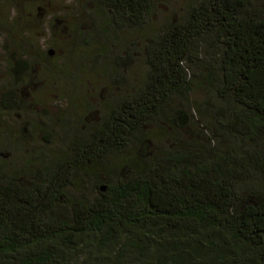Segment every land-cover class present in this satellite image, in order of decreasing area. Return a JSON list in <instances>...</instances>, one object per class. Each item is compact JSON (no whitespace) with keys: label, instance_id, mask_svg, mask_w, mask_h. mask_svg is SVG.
I'll return each mask as SVG.
<instances>
[{"label":"trees","instance_id":"trees-1","mask_svg":"<svg viewBox=\"0 0 264 264\" xmlns=\"http://www.w3.org/2000/svg\"><path fill=\"white\" fill-rule=\"evenodd\" d=\"M95 1L77 29L84 44L144 32L156 10V0ZM188 1L150 39L133 92L120 71L131 53L115 56L121 93L99 121L44 127L88 129L67 154L16 169L11 145H0V264H264V4ZM28 44L10 52L14 81L0 94L1 115L31 107L24 90L51 60Z\"/></svg>","mask_w":264,"mask_h":264},{"label":"rangeland","instance_id":"rangeland-1","mask_svg":"<svg viewBox=\"0 0 264 264\" xmlns=\"http://www.w3.org/2000/svg\"><path fill=\"white\" fill-rule=\"evenodd\" d=\"M260 2L264 4V0ZM188 3V0H156L155 13L144 32L117 31L115 43L108 36L90 35L89 43L84 44L77 29L88 25L90 13L96 8L95 0H0V94L13 85L10 52L17 50L18 45L27 46L30 41L44 53L54 51L51 60L36 72L38 78L24 90L23 97L31 107L0 114L3 130L0 145L5 149L11 145L10 158L15 160V168L33 157L41 158L42 154L62 156L70 139L88 131L44 129L45 126L50 127L60 119H67L75 127L81 125L80 128L82 122L90 125L99 121L106 105L121 93V86L112 80L109 69L115 56L125 58L131 53L128 70L120 71L129 82L125 87L133 92L134 86L140 85L146 75V48L150 39L165 25L183 16ZM106 46L114 48L113 54L98 58L97 54ZM204 98L199 92L194 99ZM19 136H24L25 141H20ZM5 159L0 158V168H4ZM116 163L113 160L103 175L98 173L101 171L95 174L100 179L112 175L109 170L116 168ZM94 183L89 179L86 185L90 197L95 195Z\"/></svg>","mask_w":264,"mask_h":264},{"label":"water","instance_id":"water-1","mask_svg":"<svg viewBox=\"0 0 264 264\" xmlns=\"http://www.w3.org/2000/svg\"><path fill=\"white\" fill-rule=\"evenodd\" d=\"M49 54L53 56L54 55V51H49ZM102 190L105 191L106 189L102 188Z\"/></svg>","mask_w":264,"mask_h":264}]
</instances>
